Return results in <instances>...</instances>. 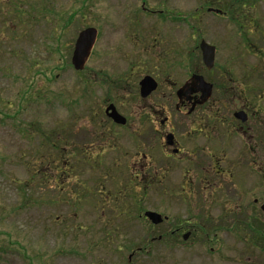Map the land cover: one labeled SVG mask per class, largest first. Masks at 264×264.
Segmentation results:
<instances>
[{
    "label": "rangeland",
    "instance_id": "rangeland-1",
    "mask_svg": "<svg viewBox=\"0 0 264 264\" xmlns=\"http://www.w3.org/2000/svg\"><path fill=\"white\" fill-rule=\"evenodd\" d=\"M84 1L0 0V214L14 215L0 224V264H264V258L255 263L259 252L230 230L228 213L259 197L253 192L257 177L241 163L246 165L241 160L245 150L257 159L248 168L257 175L259 169L264 179V124H255L252 112L246 123L234 117L247 103L264 120V0L246 4V14L238 12L234 0ZM72 13L74 20L59 40ZM32 14L34 24L24 34L20 23ZM88 27L99 36L86 68L78 72L71 63L73 48ZM247 38L258 48L248 47ZM202 39L216 48L215 71L202 63ZM191 72L215 79L217 106L228 113L215 123L213 173H205L213 167L210 143L201 134L182 135L184 116L170 113L164 128L161 120L169 113H148L160 109L163 94H173ZM146 75L156 76L161 85L142 103L138 82ZM110 91L116 106L129 112L128 129L104 114ZM173 128L189 153L182 161L163 154L160 134ZM195 157L200 162L192 164ZM48 162L58 171L50 189L33 182L41 167L51 166ZM197 166L199 171L186 173ZM47 169L41 173L49 178ZM156 170L167 178L157 176L145 189ZM214 173L212 196L200 186ZM232 173L244 183H237L235 197ZM51 195L58 204L49 202ZM27 198L43 202L23 207ZM147 210L169 216L174 229L180 223L205 225L215 230L220 244L202 240L200 229L187 242L180 235L167 241L163 235L170 224L152 225L144 216ZM251 212L252 222L263 220L258 209ZM243 218L238 212L235 221Z\"/></svg>",
    "mask_w": 264,
    "mask_h": 264
},
{
    "label": "flooded vegetation",
    "instance_id": "flooded-vegetation-1",
    "mask_svg": "<svg viewBox=\"0 0 264 264\" xmlns=\"http://www.w3.org/2000/svg\"><path fill=\"white\" fill-rule=\"evenodd\" d=\"M199 51H201L200 47H199ZM202 63H203V60H202ZM212 70L215 71V65H214L213 69H211L210 71H212ZM191 73L192 74L190 77H188V79H186L179 86L175 87V91L173 94H170V95L163 94V103L160 106H158L160 109H157L154 107L148 113H169L168 116H166L163 120H161V125H164V128L167 126L168 123H170V120H171L170 113H177V114H180L181 116H184L185 122H186V126H185L186 130H185V132L182 133V135L183 136L187 135L193 139L194 137H198L201 134L202 137H205L207 139V143H210V145H211L210 155L207 154V156H209V158H210L209 164L213 165V167L210 170H206L205 173L208 171H211V173H213V172H215V123L222 122L223 117L225 116V114H228V113H220L221 112L220 105L217 106L218 101L215 98V89H216L217 84L215 83V79L213 82L208 81L209 83L212 84V90H211L210 97L205 102H201L202 92L198 90L199 89L198 86L196 84H194V81L192 79V77L196 74V72H191ZM146 76L153 77L152 75H146ZM142 79L138 82L139 91L137 93V96L140 97V99L142 100V103H143L144 101H147L150 97L152 98V97H154V95L156 93H158V91L160 89L159 87L161 85V82L158 78H156V76L153 77V79L156 81V88L151 93L147 94L146 96H143L141 93V81H142ZM181 90H182V92H180ZM196 90H198V91L196 92ZM127 94H129V93H126V95ZM227 94H229V91L225 87H223L222 88V96H226ZM135 95L136 94L134 93L133 96H135ZM106 96H107V99L104 102V114H105L106 118L109 119L114 125L118 126L119 128L128 129L129 119H130L129 118L130 116H127L129 113L128 110H125L124 108H123V110L119 109L116 106V104L114 103V102H118V101L111 100V99L115 98L114 92L110 91V92H108V94ZM234 96H235V98H237L236 94H233V97ZM243 96H244V94L242 95V97ZM119 101H121V104L124 105V99H121ZM165 103H167V104H165ZM110 105H114L117 112L126 118L125 124H117L112 118H110L108 116L107 113H111V111L107 112V108ZM239 110L245 111V113L247 115L246 122L248 120H250V114L249 113L252 112V115L255 118L253 122L255 124H259V125L264 124L262 114L256 113L254 110H253L254 111L253 112L250 108V104H247V103L243 104V107ZM236 112L237 111L234 112V117L236 119H239L235 116ZM130 113H137V112L133 111ZM257 115H260V116H257ZM195 125H197L199 128H194ZM176 132H178V131L173 128L172 130H169V131L167 130L165 133L160 134L161 139L164 140L163 154L167 158H171V159L177 158V159H179V161H182V160L186 159V155H189V153H188V151H185L186 147L178 140ZM110 134H111V132H110ZM169 136H172V144H168V137ZM73 141H74V138H73ZM73 141H71V143H73ZM189 144L196 145V144H194V141L189 142ZM78 146L87 151V149L85 148L86 144L84 142H78ZM167 149H169L170 152ZM197 150H200V149L198 148ZM121 155H123V151H121ZM88 159H91V158H88ZM259 159H262V158L260 157ZM241 160L246 163V165H245L246 167H245L244 163L241 162L245 171H246V169H248V171H246V172H248L251 175L253 174L255 177H257L256 182L253 185V187H254L253 192L255 194H258L259 197L254 198V202H252V204L247 203V205L244 206V208L239 206V205L235 206L236 210H234V211H237V212L228 211V213L230 215L229 220L231 221L230 222V226H231L230 230L232 232L239 234L240 237H243V240H245L250 247L254 248L253 250L259 252L258 254H254V256L256 258L254 260V262L255 261H261L260 258L261 259L264 258V211L262 208V206L264 204V179H263V176L261 175V171L259 169L257 172L259 174L257 175L255 173H253L251 171V168H248V166H247V163L255 166V164L252 163L254 160L257 161V159H255L254 156L251 157L250 154H248V152L245 150L243 152V154L241 155ZM192 161H193L192 164H197L200 162L196 157ZM238 161H240V157H239ZM262 162L263 161L260 160V163H262ZM161 171L162 170L154 171L153 176L151 178V181L148 184V186H146L145 189H148L150 187V185L151 186L155 185V181L157 180L155 178L157 176H160V178L161 177H163L165 179L167 178L168 174L166 172L160 173ZM195 171L196 172L199 171V166L188 167V170L186 171V173H191V172H195ZM204 174H202V176ZM185 175H187V174H185ZM196 175L198 176L199 173H197ZM212 175H213V177L210 179H207L206 177H205V179H203V181L201 182L202 185L200 186V188H201V192L205 191V193L207 191L211 190L212 196H214V194H215V180L213 178L215 177V173ZM230 176L234 177V179H235V181L233 183V189H232L234 196L232 194L231 195L233 197H235L236 194H237V196H239L237 193V192H239V191H237V183H238V185H239V183H241V184H244V183L240 180L239 181L236 180L235 173L230 174ZM211 181H213V183ZM205 182H206V185H204V187H203V183H205ZM189 187H190V189H189L188 195L192 196V195H194L195 190H194L193 186L189 185ZM169 194L173 197H177V194H175V191H170ZM202 195H204V194H202ZM241 196L245 197V194H242ZM237 203H238V201H237ZM256 206H258L259 208H256ZM251 209H253V211H255V209L259 210L260 215H258V216L263 218V220L261 222H252V219H255V218L253 217V213L251 212ZM238 212H241L242 214H244L245 218H243L242 220H238V223H237L235 221V218H236V215L238 214ZM164 217H166L168 220L166 219L167 221L161 223L158 226L161 227V226H164V224H166V225L170 224L167 228V229L170 228V230H166L167 231L166 234L163 235L164 238L166 237L167 241H170L173 239L172 241L175 242V241H177V239L179 238V235H180L182 237V240L184 242H187L195 233H199V229H200L202 240H204L206 242L217 243L215 245L220 244L218 242V239L217 238L215 239V236L217 235V234H215L216 233L215 230H210V228L205 226V225L204 226L201 225L198 227L194 226L192 228H189V227L183 226V223H180V225L178 227H175V229H174V227L172 226L173 224L171 222L169 223V221H170L169 216H164ZM262 226H263V232H262ZM249 261H253V259L250 257Z\"/></svg>",
    "mask_w": 264,
    "mask_h": 264
},
{
    "label": "water",
    "instance_id": "water-1",
    "mask_svg": "<svg viewBox=\"0 0 264 264\" xmlns=\"http://www.w3.org/2000/svg\"><path fill=\"white\" fill-rule=\"evenodd\" d=\"M209 11H213L210 9ZM216 12H220L217 11ZM98 37V30L95 27H88L82 30L76 39L73 55H72V65L76 71H82L92 53V49L96 43ZM200 48L202 52V59L205 66L208 69H212L215 64L216 58V48L215 46L209 44L207 41L202 40L200 43ZM194 84L198 86V90L202 92L201 102H205L211 95L212 84L208 83L202 75L195 74L192 77ZM156 88V81L151 76H145L141 81V93L143 96L151 93ZM183 90V89H182ZM182 90L180 92H182ZM196 90V92L198 91ZM107 113L110 118H112L117 124H125L126 118L117 112L114 105H110L107 108ZM235 116L241 119L243 122L247 120V115L245 111L240 110L235 113ZM168 144H172V136L168 137ZM264 211V204L262 206ZM146 217L155 225H158L164 221L161 214L154 211H147L145 213ZM167 219V218H166Z\"/></svg>",
    "mask_w": 264,
    "mask_h": 264
},
{
    "label": "trees",
    "instance_id": "trees-1",
    "mask_svg": "<svg viewBox=\"0 0 264 264\" xmlns=\"http://www.w3.org/2000/svg\"><path fill=\"white\" fill-rule=\"evenodd\" d=\"M234 2L237 4V10H238V12L239 13H241V14H246L245 12H244V9L246 8V4H248L250 7L252 6V4H254L255 2H256V0H234ZM84 3L87 5V3H88V0L87 1H84ZM235 5V4H234ZM249 6H247V7H249ZM230 9H231V7H230ZM236 9L234 10V12H233V14H236ZM30 20H27V18H26V16H25V20H22V22L20 23V25L22 26V27H24V31H23V33L25 34V33H27L28 32V29L34 24V19H35V14H32L31 16H30ZM73 20H74V13H72L69 17H68V19H67V21H66V26H63L62 28H61V30H62V33H63V35L59 38V40L60 39H62V37L64 36V33H65V31H68L69 30V28H70V24H71V22H73ZM248 20H249V17H248ZM237 23H240V26H241V28L244 26V28H245V26H246V24L244 23V22H241V21H237ZM248 31V30H247ZM249 31H250V29H249ZM246 42L248 43V47H250V48H258V47H255V46H253L252 44H251V40H250V38H247L246 39ZM59 46L60 45H57V47H56V49H58V50H60V48H59ZM61 51V50H60ZM261 51V50H260ZM257 52H259V51H255V53H257ZM60 53V52H59ZM64 54H63V52H61V54H60V56H63ZM35 61H36V63H38V56H36L35 58ZM261 66H262V64L260 63L259 64V66H257L256 68H253V70L251 71V74L253 75V76H256L255 75V71H258V69L260 70V68H261ZM31 68V67H30ZM261 70H263L264 71V67L262 66V69ZM52 73V72H51ZM38 74H43V71H39L38 72ZM48 75H49V77H50V72L48 73ZM246 80V79H245ZM5 116H7V117H12V119H15L16 117H18V115H17V113H15V114H13V115H11V114H8V113H5ZM31 125H33V123H31ZM30 126V125H29ZM45 145V144H44ZM63 152H61L60 153V155H64V152L66 151L65 149H63L62 150ZM66 154V153H65ZM72 154V153H71ZM43 159V158H42ZM52 161H55V160H52ZM51 163H54V162H48V165L50 164L51 165ZM44 168H48L47 170H48V173H50V177L49 178H46V174H42L41 173V170L42 169H44ZM55 168H57V167H54V166H43V167H41L40 168V170L36 173V174H34L33 175V182H37L38 184L39 183H43L44 185H45V188L47 187V189H50L49 187H48V185L52 182V183H57V181H56V174L58 173V171H55ZM52 174H54V176H52ZM41 177H42V179H41ZM66 181H61V184H64ZM57 197L55 196V195H51V196H49V202H51V203H55V204H58L59 202H56L57 200ZM27 202V203H26ZM26 202H25V200L24 201H22V206L23 207H25V206H31L30 208H35V207H37V206H39V204H42V202L43 201H41V200H34L32 203L29 201V198H27V200H26ZM19 208V207H18ZM17 208V209H18ZM20 210H22V209H20ZM8 212H5L4 214H0V224H2V223H4L5 221H7V218H9V217H12V216H14V215H9V213L7 214ZM6 236L8 237V239H11L12 240V235L11 234H8V233H6ZM165 239H166V237H165ZM18 242V241H17ZM12 246H14V245H12Z\"/></svg>",
    "mask_w": 264,
    "mask_h": 264
}]
</instances>
